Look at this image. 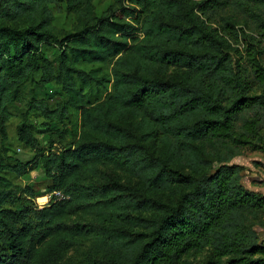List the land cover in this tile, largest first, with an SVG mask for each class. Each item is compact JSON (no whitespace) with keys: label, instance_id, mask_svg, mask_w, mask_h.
<instances>
[{"label":"trees","instance_id":"obj_1","mask_svg":"<svg viewBox=\"0 0 264 264\" xmlns=\"http://www.w3.org/2000/svg\"><path fill=\"white\" fill-rule=\"evenodd\" d=\"M56 1L0 0V264H264V195L230 164L264 151L263 48L244 31L264 39V0H104L99 16L65 0L67 32ZM36 77L62 146L8 163L10 107ZM17 136L37 148L26 118ZM39 166L52 201L16 205L5 175Z\"/></svg>","mask_w":264,"mask_h":264},{"label":"rangeland","instance_id":"obj_2","mask_svg":"<svg viewBox=\"0 0 264 264\" xmlns=\"http://www.w3.org/2000/svg\"><path fill=\"white\" fill-rule=\"evenodd\" d=\"M94 4L98 16L109 6V3L104 0H95ZM52 9L54 26L60 31H71L74 19L65 11V0H57ZM237 28L239 27H236V30ZM244 31L249 36L261 41L262 59L264 60V39L259 36L258 31H254L252 28H244ZM230 42L233 44L232 40ZM233 46L236 47L237 45L233 44ZM241 48L242 46H239L240 50ZM47 58L52 59L50 52H47ZM171 74L173 71L169 73V75ZM38 80L39 78L36 77L34 82L26 84L20 99L10 107L12 116L6 123L7 142L5 148L7 151L4 153V158L8 163L11 162V158L21 162L32 160L35 155L48 149L52 139L57 147L62 146L60 144L62 140L53 133L63 130L66 127V121L50 120L44 116L38 107H33L34 104H37L54 109L60 98L55 94V87L42 86ZM24 118H26L27 125L30 126L31 133L38 143L37 148L26 147L18 140L17 126ZM69 140L70 137H67L64 143H68ZM230 164L242 166L241 184L247 190L264 186V151L252 152L245 149L239 156L234 157ZM5 176L13 182L18 197L16 205L27 203L38 208H44L52 201L53 196L49 192L50 181L46 179L41 166L33 168L19 178L10 173ZM26 189L33 193V197L29 196ZM258 232L264 238V230H258Z\"/></svg>","mask_w":264,"mask_h":264},{"label":"crops","instance_id":"obj_3","mask_svg":"<svg viewBox=\"0 0 264 264\" xmlns=\"http://www.w3.org/2000/svg\"><path fill=\"white\" fill-rule=\"evenodd\" d=\"M251 191H254V192H257V193H260L262 195H264V186L258 188V189H253Z\"/></svg>","mask_w":264,"mask_h":264}]
</instances>
